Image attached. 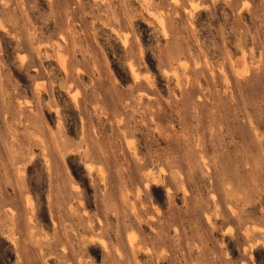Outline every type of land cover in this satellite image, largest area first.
Wrapping results in <instances>:
<instances>
[{
	"label": "rangeland",
	"instance_id": "374dc122",
	"mask_svg": "<svg viewBox=\"0 0 264 264\" xmlns=\"http://www.w3.org/2000/svg\"><path fill=\"white\" fill-rule=\"evenodd\" d=\"M0 264H264V0H0Z\"/></svg>",
	"mask_w": 264,
	"mask_h": 264
}]
</instances>
